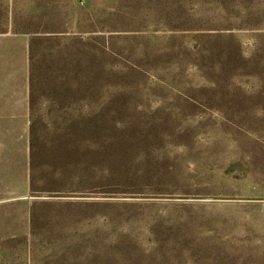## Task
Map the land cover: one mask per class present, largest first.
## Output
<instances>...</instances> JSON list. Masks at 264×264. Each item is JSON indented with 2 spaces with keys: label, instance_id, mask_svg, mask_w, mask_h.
I'll list each match as a JSON object with an SVG mask.
<instances>
[{
  "label": "rangeland",
  "instance_id": "374dc122",
  "mask_svg": "<svg viewBox=\"0 0 264 264\" xmlns=\"http://www.w3.org/2000/svg\"><path fill=\"white\" fill-rule=\"evenodd\" d=\"M11 85L0 264H264V0H0Z\"/></svg>",
  "mask_w": 264,
  "mask_h": 264
},
{
  "label": "trees",
  "instance_id": "16d2710c",
  "mask_svg": "<svg viewBox=\"0 0 264 264\" xmlns=\"http://www.w3.org/2000/svg\"><path fill=\"white\" fill-rule=\"evenodd\" d=\"M115 138L113 139V141ZM121 142V141H120ZM30 168L36 169L38 167L37 162L39 161L38 158L41 154L44 155V149L48 150L51 154L55 151V147L53 148H44L41 149L37 143V138H36V130L34 128V123L31 122V128H30ZM43 147V146H42ZM115 152H112L114 157L121 158V159H127V155L131 152H126L125 150L121 149H116L114 150ZM37 161V162H36Z\"/></svg>",
  "mask_w": 264,
  "mask_h": 264
},
{
  "label": "crops",
  "instance_id": "0c3cea01",
  "mask_svg": "<svg viewBox=\"0 0 264 264\" xmlns=\"http://www.w3.org/2000/svg\"><path fill=\"white\" fill-rule=\"evenodd\" d=\"M21 86H23L22 85V83H18V87H21ZM14 87H12V85H11V87H9V91L8 90H5V88L3 87V90L2 91H0V96H3V97H5L6 95H10L11 97V99L9 98V99H6V100H0V101H7V100H9L10 102H14V98H13V96L12 95H14V89H13ZM13 98V99H12ZM8 115H0V117H7Z\"/></svg>",
  "mask_w": 264,
  "mask_h": 264
}]
</instances>
